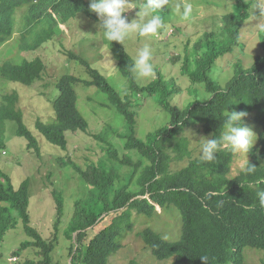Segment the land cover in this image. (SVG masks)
<instances>
[{
  "label": "trees",
  "instance_id": "trees-1",
  "mask_svg": "<svg viewBox=\"0 0 264 264\" xmlns=\"http://www.w3.org/2000/svg\"><path fill=\"white\" fill-rule=\"evenodd\" d=\"M234 1L239 4L238 11L224 14L221 28L205 32L182 57L181 73L189 78L193 88L202 84L209 94L204 100L196 97L184 109L171 99L181 87L158 72L146 85L136 82L135 73L130 71L134 58L120 43L106 41L114 49L116 67L126 80L123 94L83 57L68 52L69 58L75 59L88 77L81 79L74 74H62L55 83L57 94L50 100L53 91L47 99L53 109V118L51 116L48 122L36 118L34 128L48 142L64 150L71 134L87 132L89 123L78 109L76 86L81 85L95 87L106 96L108 104L101 106L111 107L122 116L125 132L120 133L107 123L103 131L92 134L105 155L97 162L87 163L85 168L70 159L59 158L60 165L70 166L87 187L84 196L74 201L72 214L63 228L64 237L71 242L70 261L65 264H109L110 257L121 248L123 237L131 229L132 216L143 214L150 218L157 213L156 205L160 210L165 206L175 207L181 220L179 237L175 240L164 239L148 226L137 233L144 247L158 261L203 264L200 257H206V264H250L245 260V247L264 251V208L256 196L258 190H264V30L258 35L263 54L256 55L249 67L236 61L233 75L224 86L211 75L215 62L238 45L242 25L250 16L248 4L251 1ZM88 5L86 0H0V46L15 33L14 12L19 7H25V15L18 48L31 55L30 51L52 39L60 23L77 13L98 22ZM159 11L163 17L166 9L163 7ZM214 36L219 39L216 41ZM41 58L40 54L32 53L20 62L4 60L0 63V77L32 85L44 75L47 64ZM170 59L177 63L179 57ZM133 94L155 95L158 106L169 115V122L148 133L145 140L136 136L134 109L140 104ZM18 100L16 91L6 90L0 94V150L5 151L7 146L5 121L11 120L17 124L15 135L25 140L27 150L39 155V142L24 124ZM233 110L253 113L260 130L256 144L248 152L250 160L247 163L255 166V171L250 174L239 171L228 177L233 153L221 150L213 161H202L200 156L193 155L189 139L182 133L186 128L200 127L215 138L223 130L224 114ZM114 139L119 140V147ZM127 151H135L138 159L133 160ZM185 159L184 166L171 168L172 163ZM123 167L130 172L121 171ZM29 185L26 177L14 188L10 177L0 171V245L3 235L15 227L18 218L27 239L19 243L14 254L31 247L37 258H26L17 264H59L52 261V252L59 242L64 197L53 189L57 214L55 232L46 239L30 225ZM99 224L103 225L94 232Z\"/></svg>",
  "mask_w": 264,
  "mask_h": 264
},
{
  "label": "rangeland",
  "instance_id": "rangeland-1",
  "mask_svg": "<svg viewBox=\"0 0 264 264\" xmlns=\"http://www.w3.org/2000/svg\"><path fill=\"white\" fill-rule=\"evenodd\" d=\"M90 2V0H86ZM251 1V0H247ZM190 3L192 13L188 20H181L175 13V5ZM140 3L129 2V7L123 15L128 21L138 19L136 13ZM239 4L234 0H169L165 6L166 12L163 15L164 26L155 36L141 37L131 33L122 44L134 58L137 50L147 45L152 49L153 56L151 63L156 72L162 75L167 81L175 82L181 87L180 92L173 95L172 102L179 108L184 109L188 103L196 97L200 100L207 99L209 94L205 92L202 84L193 88L189 78L180 71V62L184 53L190 50V46L198 40L205 32H216L221 28L222 16L228 12L238 11ZM25 7H19L14 12L15 33L9 41L0 46V63L4 60L20 62L23 58L32 56V53L40 54L46 62V69L42 79L35 81L32 85H24L0 77V94L16 91L19 95L18 108L23 113L24 124L37 138L40 146V154L33 150H27L23 138L15 135L17 124L14 121H5V141L7 143L5 153L0 150V171L10 177L14 188L28 177L29 185V206L30 225L41 234L42 237L50 239L55 232L56 205L53 201L52 191H60L64 197V217L58 227V244L52 252V261L65 264L70 261V241L63 235V228L69 220L73 203L76 199L84 196L87 189L86 184L80 179L77 172L70 166H61L59 158L70 159L85 168L89 162H97L105 155L101 150L100 143L92 136L98 134L107 126V123L120 133L125 132L122 116L118 115L113 108H104L103 103L108 104L106 96L96 90L95 87L76 86L78 91V109L89 123V129L85 133L71 134L68 139L67 149L48 142L35 128L34 122L39 118L43 122L50 121L53 116L52 106L48 103L57 94L56 81L62 74H74L81 79L88 77L84 68L70 59L68 52H73L83 57L93 68L105 76L107 81L120 94L126 89V80L119 73L116 67V54L114 49L106 42L102 32L96 27L95 22L83 13H77L70 20L60 23L57 33L41 45L37 50L26 51L18 48L19 37L22 31V16ZM93 13V12H92ZM95 14V13H93ZM160 15V13H157ZM264 23V17L255 11V18L246 19L240 32V41L231 53L219 58L212 67V77L224 86L227 80L233 75L234 63L238 61L244 67H249L256 55L263 54L258 35L262 30L257 25ZM173 30L167 38V31ZM158 36V37H156ZM216 41L218 36L213 37ZM36 56V54H34ZM178 56L177 63L170 59ZM41 58V59H42ZM142 81L135 75L139 85H146L151 82ZM194 89V90H193ZM196 93H195V92ZM44 93V94H43ZM92 97V98H90ZM133 98L140 105L134 109L136 112V136L145 140L148 133L166 125L169 122V115L158 106L156 96H144L133 94ZM92 99V100H91ZM52 118L50 119V117ZM244 119L245 126L249 127L257 136L260 130L255 122L253 113L247 114ZM189 139V144L194 156H200V145L205 139H210V134L204 133L200 127L186 128L182 133ZM110 135H107L109 138ZM119 147V140L114 139ZM256 144V143H255ZM254 144V145H255ZM133 160L138 159L135 151H127ZM233 164L228 177H233L241 171L242 167L250 160L249 153L233 154ZM187 164V160L172 163L171 168L177 169ZM121 171L126 174L129 169L123 167ZM126 177V176H125ZM146 197V196H145ZM161 208L155 206V213L152 217L140 215L132 216V226L121 241V248L109 259V264H169V261H158L144 244L137 233L146 226L161 234L164 239L175 240L179 237L181 220L178 210L173 206ZM16 216V213L13 212ZM17 218V217H16ZM103 224L94 228V232ZM93 231H89L92 234ZM27 239L21 221L17 218L14 228L5 232L0 245V264H17L26 258L36 259L37 255L31 247H27L14 254L19 243ZM245 260L250 264H264V251L245 247L243 250ZM17 257L15 262H10V257ZM134 260V263L131 261Z\"/></svg>",
  "mask_w": 264,
  "mask_h": 264
},
{
  "label": "clouds",
  "instance_id": "clouds-1",
  "mask_svg": "<svg viewBox=\"0 0 264 264\" xmlns=\"http://www.w3.org/2000/svg\"><path fill=\"white\" fill-rule=\"evenodd\" d=\"M129 0H90L88 8L90 12L95 13L98 18L96 27L102 32L104 39L108 42L115 41L123 44L131 33L138 36H155L164 26V20L157 14L159 10L168 5L169 0H142L136 13L138 19L128 21V17L123 15L130 8ZM135 3V2H132ZM250 20L255 18V11L258 9L259 15L264 17V0H251L248 4ZM175 13L181 20H188L192 13L190 3L176 4ZM25 15V8L23 16ZM22 16V29H23ZM88 17V16H87ZM91 19L90 17H88ZM71 19V18H70ZM248 19V18H247ZM92 20V19H91ZM16 22L14 23L15 26ZM40 27V25H39ZM258 29L264 30V23L257 25ZM15 30V28H14ZM173 30L167 31L168 38ZM210 32V31H209ZM158 37V36H156ZM153 56L152 49L145 45L139 48L135 54L130 71L135 73L136 77L142 81H150L155 76V69L151 63ZM223 130L220 135L205 139L200 145V159L210 162L216 159L217 153L221 150H228L233 154L248 153L256 143V134L244 124L245 111L226 112ZM5 153V151H2ZM186 160V159H185ZM256 167L247 163L241 169L245 174L255 171ZM259 205L264 208V190L256 192ZM158 206V205H157ZM159 207V206H158ZM15 256L10 257V262L16 261ZM203 264H206V257H200Z\"/></svg>",
  "mask_w": 264,
  "mask_h": 264
}]
</instances>
